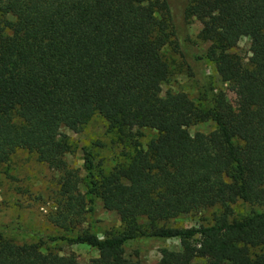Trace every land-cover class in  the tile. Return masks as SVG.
<instances>
[{
	"label": "trees",
	"instance_id": "obj_1",
	"mask_svg": "<svg viewBox=\"0 0 264 264\" xmlns=\"http://www.w3.org/2000/svg\"><path fill=\"white\" fill-rule=\"evenodd\" d=\"M191 17L208 42L194 58L235 86V104L215 97L203 110L184 92L161 95L171 75L166 49L181 48L179 20ZM242 37L248 61L233 51ZM95 115L133 151L108 173L86 152L82 193L60 128L79 132ZM207 120L210 132L189 133ZM144 129L155 135L143 144ZM19 149L63 171L52 217L59 227L73 231L99 197L122 229L46 238L94 248L87 263L0 231V264H142L124 245L145 235L180 241L158 264H264V210L230 219L239 201L264 206V0H0V164ZM214 206L210 224H167Z\"/></svg>",
	"mask_w": 264,
	"mask_h": 264
},
{
	"label": "rangeland",
	"instance_id": "obj_2",
	"mask_svg": "<svg viewBox=\"0 0 264 264\" xmlns=\"http://www.w3.org/2000/svg\"><path fill=\"white\" fill-rule=\"evenodd\" d=\"M146 5H143L145 9ZM176 6V5H175ZM180 29L184 30L180 49L168 46L167 54L172 58L171 75L161 86V95L184 92L203 110H208L215 97L224 98L236 103L235 86L221 80L214 64L209 59L196 60L193 53H205L208 42L202 41L198 33L202 24L195 17L183 23L179 20ZM186 51H185V50ZM233 51L244 61L252 57L249 37H242ZM212 120L198 122L188 127L190 134L208 133L214 129ZM72 141V150L64 155L69 170L76 172L79 179V190L86 191L87 169L86 152H92L96 169L110 172L115 166L125 164L127 156L133 149L129 141L108 128L107 122L95 115L79 132L66 127L60 128ZM155 135V131L144 129L141 141L146 143ZM63 171L39 162L36 157L24 149H19L12 158L0 164V231L5 237L15 242H39L60 254L76 258L82 263L89 262L97 256V251L85 244L69 243L65 240L47 241L48 236H71L78 232H93L99 237L108 233L121 231V216L114 210L105 209L99 197H93L92 203L84 207L81 223L71 232H67L53 221V213L58 212L59 186ZM88 196L86 197V199ZM232 206V216L240 218L252 211H262L264 206L237 202ZM220 207H208L199 211L182 214L167 222L168 225L189 227L210 224ZM139 223L146 225L141 218ZM180 241L176 237L161 238L140 236L128 240L124 245L125 254L138 258L142 264H158L168 257L169 252L179 250Z\"/></svg>",
	"mask_w": 264,
	"mask_h": 264
}]
</instances>
